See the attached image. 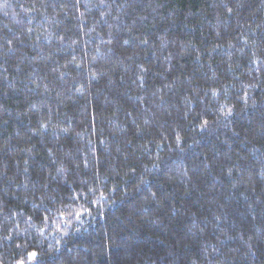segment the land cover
<instances>
[{
  "label": "trees",
  "instance_id": "16d2710c",
  "mask_svg": "<svg viewBox=\"0 0 264 264\" xmlns=\"http://www.w3.org/2000/svg\"><path fill=\"white\" fill-rule=\"evenodd\" d=\"M0 264H264V0H0Z\"/></svg>",
  "mask_w": 264,
  "mask_h": 264
}]
</instances>
